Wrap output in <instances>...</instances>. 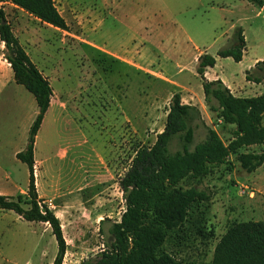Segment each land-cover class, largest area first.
<instances>
[{"label": "rangeland", "instance_id": "1", "mask_svg": "<svg viewBox=\"0 0 264 264\" xmlns=\"http://www.w3.org/2000/svg\"><path fill=\"white\" fill-rule=\"evenodd\" d=\"M54 3L69 27L67 32L6 4L0 8L54 92L57 107L46 113L35 139L34 180L38 197L59 219L66 243L62 264H96L104 243L112 241L111 224L125 209L118 180L136 150L155 142L174 93L183 90L184 100L191 95L189 101L195 104L198 93L203 98L195 57L200 52L216 57L219 50L231 48L234 32L241 28L242 63L217 57L211 72L236 83L244 81L247 62L264 56V12L248 0ZM91 42L130 56L118 62L92 50ZM60 102L64 109H58ZM196 106L202 121L227 143L233 127H222L205 102ZM36 113L33 96L12 77L0 89V193L4 195L27 191L28 168L14 153L25 149ZM205 135L202 127L196 129L195 143ZM178 148L177 141L170 147L171 152ZM242 152L261 153L264 145ZM180 186L209 196L194 206L184 228L163 245L184 264L209 263L214 246L232 222L264 221V164L247 174L229 159L206 177L186 179ZM101 220L104 234L99 232ZM55 242L48 225L0 211V264H53Z\"/></svg>", "mask_w": 264, "mask_h": 264}, {"label": "trees", "instance_id": "2", "mask_svg": "<svg viewBox=\"0 0 264 264\" xmlns=\"http://www.w3.org/2000/svg\"><path fill=\"white\" fill-rule=\"evenodd\" d=\"M26 12L39 22L61 31L69 30L54 0H0ZM264 12V0H248ZM234 45L221 49L216 57L202 54L197 57L196 73L200 78L204 102L216 115L222 127L232 126L231 139L224 143L215 129L202 121L196 106L184 104L180 93L170 100L163 130L149 147L136 150L124 175L118 180L125 209L120 220L111 224V242L104 243L96 264H184L164 246L172 233L181 231L194 206L208 201L209 196L194 187L183 189L186 179L198 180L213 168L235 161L247 174L264 164V152H242L251 146L264 145V93L255 97H235L221 80L208 81L204 74L213 68L216 58H230L239 63L245 48L241 28L233 35ZM0 42L3 58L9 64L15 84L22 86L34 98L37 106L35 119L28 132L25 149L16 159L28 168L25 194H0V211H12L23 220L49 226L57 244L53 264H62L66 243L59 219L38 197L34 176V146L44 116L53 95L46 77L31 61L14 35L5 12L0 8ZM258 76L247 81L264 83V60L255 64ZM202 127L205 138L195 143V131ZM177 141L178 149L171 152ZM105 221L99 222L104 234ZM199 264V263H190ZM207 264H264V221L232 222L214 246L212 259Z\"/></svg>", "mask_w": 264, "mask_h": 264}, {"label": "crops", "instance_id": "3", "mask_svg": "<svg viewBox=\"0 0 264 264\" xmlns=\"http://www.w3.org/2000/svg\"><path fill=\"white\" fill-rule=\"evenodd\" d=\"M0 4H6L9 7H14L15 9L20 10V9L16 8L14 5H12L10 3H6L5 2V3H0ZM60 16H61V14H60ZM6 18H7V15H6ZM93 23H94V21H93ZM96 26L97 25H95V27H93L91 29L92 32H95ZM3 49H4V45H3L2 42H0V89L2 87L6 86L7 84H9L10 79L13 77V73H12V70L10 69L9 64L3 58V54H2L3 53ZM91 49L94 50V51H96V52H101L105 56H108L111 59L117 60L118 62L125 61L126 59L129 58L128 56H130V52H123V54H122L121 52L116 51V50L110 51L108 49H103L102 46H99V45H97L94 42H91ZM200 55H201V52L197 55V57H199ZM197 57H195L196 58V61L198 59ZM244 57H245V54L243 52V56L241 58L242 60L239 63H242V61L244 60L243 59ZM263 60H264V56L263 57L253 58L251 62H249V63L247 62V68L243 72L244 81H241L240 83H236L232 79H230V78H228L226 76H223L222 74L220 75L218 73L211 72L217 66V63H218V59L217 58H216V63L214 65V67L213 68H208L206 70L205 74H204V77L208 81H214V80H218V79L221 80L222 83L228 88V90H230L231 94L233 96H235V97H255V96H258L259 94L261 95L262 92L264 93V83L263 82L254 83L252 80L251 81H247L246 78H245V75H246V72H248L251 78L258 76V74L256 73V70H255V64L258 61H263ZM5 64H7L8 67H6ZM181 71H182V69L180 68L178 70V73H180ZM180 88H182V86H180ZM182 91L183 90L180 89L179 92H178L181 95V101H182V103L188 104V105H193V106H196V105H199L200 107L203 106L204 96L202 98L200 96V94L198 93V95L196 96V99H195L196 102H197V104L190 103L189 100H191V98H192L191 95H188L190 97V99H186L187 101H185L184 98H183V95H182ZM52 92H53V90H52ZM53 99H54V92H53V95H52V98H51L50 108H49L48 111H50L51 108H53V106H56L57 107V105H53ZM59 108L60 109H64L63 103H61V102L59 103L58 109ZM166 115H167V112H166ZM19 152H21V150L15 151V153H14L15 158H16V154L19 153ZM34 162H35V160H34ZM34 168H35V164H34ZM27 186H28V184H27ZM0 194L1 195H4L2 193H0ZM6 196H8V195H6Z\"/></svg>", "mask_w": 264, "mask_h": 264}]
</instances>
